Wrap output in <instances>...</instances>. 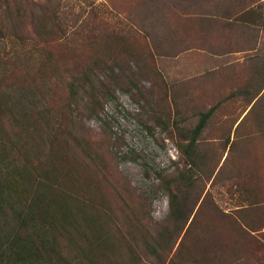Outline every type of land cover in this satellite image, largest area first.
Masks as SVG:
<instances>
[{
    "label": "rangeland",
    "instance_id": "obj_1",
    "mask_svg": "<svg viewBox=\"0 0 264 264\" xmlns=\"http://www.w3.org/2000/svg\"><path fill=\"white\" fill-rule=\"evenodd\" d=\"M2 59L72 132L59 177L27 180L63 198L98 264H264V0H0ZM84 73L93 114L70 98ZM213 107L191 167L179 145ZM19 181L6 187L26 201ZM171 195L198 214L170 242Z\"/></svg>",
    "mask_w": 264,
    "mask_h": 264
},
{
    "label": "trees",
    "instance_id": "obj_2",
    "mask_svg": "<svg viewBox=\"0 0 264 264\" xmlns=\"http://www.w3.org/2000/svg\"><path fill=\"white\" fill-rule=\"evenodd\" d=\"M12 67L11 61L0 60V264H57L67 261L72 250L73 254H77V258H72L66 264H85V260L88 264H98L91 253L87 255L84 248L71 241L69 228L73 223L72 215L63 198L50 199L48 185L42 183L48 190L39 191V187L33 190L35 185L31 183L34 180H27L33 178V173L40 174L37 180L41 182L59 177L56 165L66 163L69 146L66 135H71L72 132L67 131L59 119L56 120L50 100L51 94L32 78L31 71H20V75ZM81 77L83 78L80 85H71L70 98L73 104L82 105L86 110L88 107L91 114L96 113L93 107L98 105V97L89 80L90 74L84 73ZM259 92H264V85L260 86ZM216 109L213 107L207 113L201 114L189 143L185 146L179 145L180 152L191 167L196 165L195 145ZM4 119L8 121L7 125ZM61 120H65V115H62ZM56 143L59 150L56 149ZM228 145L231 151L233 143H230V140ZM14 176L21 179L22 182H19L22 185H30L27 190L31 195L26 201H22L20 197L15 200L14 192L7 188L13 185ZM181 177L183 178V174ZM57 190L61 191L59 185ZM171 196L170 218L174 226L181 223L182 227L178 226L177 231L163 232L170 242L172 236L175 238L185 229L193 215L186 214V206L180 204L177 195ZM52 204L55 205L53 210ZM39 209H42L43 213L38 212ZM198 211H201L200 208ZM243 212L238 218H242ZM197 214L198 212L192 218L189 228L196 223ZM224 216L227 218V214ZM187 232L184 238L187 237ZM180 245L182 247L183 240ZM67 248L69 251L66 254ZM149 248V245L146 246V249ZM162 251V247H154L152 256L162 259ZM223 264H227V261L224 260Z\"/></svg>",
    "mask_w": 264,
    "mask_h": 264
},
{
    "label": "crops",
    "instance_id": "obj_3",
    "mask_svg": "<svg viewBox=\"0 0 264 264\" xmlns=\"http://www.w3.org/2000/svg\"><path fill=\"white\" fill-rule=\"evenodd\" d=\"M243 24H248L247 22H243ZM228 41H230V39H228ZM241 48V47H240ZM237 51H240V49H238ZM233 53H235V52H233ZM233 53H231V54H233ZM237 53V52H236Z\"/></svg>",
    "mask_w": 264,
    "mask_h": 264
}]
</instances>
